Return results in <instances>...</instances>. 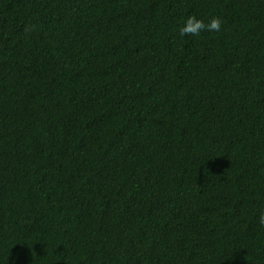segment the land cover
Returning a JSON list of instances; mask_svg holds the SVG:
<instances>
[{
	"label": "trees",
	"instance_id": "1",
	"mask_svg": "<svg viewBox=\"0 0 264 264\" xmlns=\"http://www.w3.org/2000/svg\"><path fill=\"white\" fill-rule=\"evenodd\" d=\"M261 212L264 0H0V264H264Z\"/></svg>",
	"mask_w": 264,
	"mask_h": 264
},
{
	"label": "clouds",
	"instance_id": "2",
	"mask_svg": "<svg viewBox=\"0 0 264 264\" xmlns=\"http://www.w3.org/2000/svg\"><path fill=\"white\" fill-rule=\"evenodd\" d=\"M221 23V20L217 17H212L205 22L203 19L197 18L195 15H190L184 20L182 26H180L179 33L181 36H198L204 31L219 32L221 30ZM258 222L260 225L264 226V212L259 214Z\"/></svg>",
	"mask_w": 264,
	"mask_h": 264
}]
</instances>
